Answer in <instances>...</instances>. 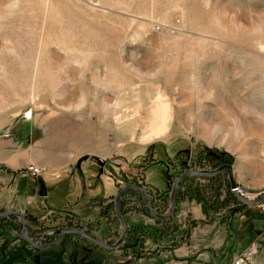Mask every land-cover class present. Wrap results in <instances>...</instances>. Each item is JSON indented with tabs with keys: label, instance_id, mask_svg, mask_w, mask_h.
Returning <instances> with one entry per match:
<instances>
[{
	"label": "rangeland",
	"instance_id": "rangeland-1",
	"mask_svg": "<svg viewBox=\"0 0 264 264\" xmlns=\"http://www.w3.org/2000/svg\"><path fill=\"white\" fill-rule=\"evenodd\" d=\"M223 164L264 189V0H0V214L45 245L11 214L0 264H221L223 218L264 219L226 172L183 180L165 219L127 190L114 250L51 231L115 244L122 188L164 214L174 179Z\"/></svg>",
	"mask_w": 264,
	"mask_h": 264
},
{
	"label": "water",
	"instance_id": "water-1",
	"mask_svg": "<svg viewBox=\"0 0 264 264\" xmlns=\"http://www.w3.org/2000/svg\"><path fill=\"white\" fill-rule=\"evenodd\" d=\"M220 172H226L229 174L231 189L235 193V195L241 200V202H243L244 204H247V205H255V204H259V203L264 202V195H262L259 199H253V200L248 199L245 196H243V193L241 191H245V192H249V193H252V192L261 193V192H264V189L260 190V191H253V190H249V189L244 188L242 185H240L237 182V180L235 178L234 167L230 164H223V165H221L215 169H208V170L192 168V169L185 170L179 177H177L176 179H174L172 181L173 185H172V190L170 193L169 209L164 214L157 213L155 211V209L153 208L152 199L148 193L147 188H145L143 186H139V185H129V186L122 188L118 192V194L115 198V209H116V213H117V215H118V217L122 223L123 231L121 233L120 238L118 239V241L115 244H108V243L104 242L102 239L92 235L91 233H88L87 227H73V226L72 227L59 228V229H55V230L51 231L52 233H58L59 234L58 240L54 244L60 242L64 234H77V235L83 236V237L91 240L92 242H94L95 244H97L103 248H106L108 250H114V249L118 248L123 242H125V240L127 238L128 225H127V221L124 217L123 210L121 207L122 200L124 199V193L127 190L136 189L138 191L143 192V194L145 195V198H146L145 206L147 207L149 214L153 218H156V219L157 218L158 219H165V218H168L173 213V211L175 209L177 196H178V192H179V184L182 180L186 179L190 175L210 177V176L217 175ZM11 214L18 215L20 218L21 224H20L19 234L23 240L29 242L35 248L45 247V245H38L37 243L33 242L30 239V237L28 236V233H27L25 217L19 211L14 210V209H9V210L5 211L4 213L0 214V220L9 217ZM54 244H52V245H54Z\"/></svg>",
	"mask_w": 264,
	"mask_h": 264
},
{
	"label": "crops",
	"instance_id": "crops-1",
	"mask_svg": "<svg viewBox=\"0 0 264 264\" xmlns=\"http://www.w3.org/2000/svg\"><path fill=\"white\" fill-rule=\"evenodd\" d=\"M139 121L144 123L141 119ZM64 167L65 165L55 169H64ZM181 204L185 206V203L182 202ZM188 206V204L185 206L183 214L187 210L191 212L192 220L202 218L201 210L198 207L192 206V204ZM183 214L181 213L182 216ZM180 221L183 222L184 219L182 218ZM194 227H192V233L196 232ZM251 244L257 246L259 263L264 264V219L252 218L243 214V212H234L229 219L223 218V222H221V242L217 247L219 250L221 249V264H230L235 256L242 253Z\"/></svg>",
	"mask_w": 264,
	"mask_h": 264
},
{
	"label": "built area",
	"instance_id": "built-area-1",
	"mask_svg": "<svg viewBox=\"0 0 264 264\" xmlns=\"http://www.w3.org/2000/svg\"><path fill=\"white\" fill-rule=\"evenodd\" d=\"M34 173L40 172V167H32ZM258 251L255 244L249 245L242 253L235 256L230 264H260L258 260Z\"/></svg>",
	"mask_w": 264,
	"mask_h": 264
},
{
	"label": "trees",
	"instance_id": "trees-1",
	"mask_svg": "<svg viewBox=\"0 0 264 264\" xmlns=\"http://www.w3.org/2000/svg\"><path fill=\"white\" fill-rule=\"evenodd\" d=\"M242 205L246 206V204H243V203H242ZM146 210H147V212H148V209H146ZM148 213H149V212H148ZM129 236H130V234H129V232H128V237H127V239L129 238ZM135 238H137V237H135ZM135 238H134V241H133V244H132V246H134V247H135V246L137 245V243H138L137 240L135 241ZM126 244H129V243H126ZM132 246H131V247H132Z\"/></svg>",
	"mask_w": 264,
	"mask_h": 264
},
{
	"label": "flooded vegetation",
	"instance_id": "flooded-vegetation-1",
	"mask_svg": "<svg viewBox=\"0 0 264 264\" xmlns=\"http://www.w3.org/2000/svg\"><path fill=\"white\" fill-rule=\"evenodd\" d=\"M220 166H221V165H220ZM187 178H188V177H187ZM184 180H185V179H184ZM169 181H171V180L168 179V182H169ZM182 181H183V180H182ZM182 181H181V182H182ZM181 182H180V184H181ZM180 184H179V191H180ZM172 185H173V184H172ZM171 190H172V189H171ZM148 193H149V192H148ZM170 193H171V192H170ZM178 194H179V192H178ZM149 195H150V194H149ZM177 197H178V196H177ZM145 199H146V198H145ZM122 201H123V200H122ZM87 232H88V233H91V232L88 231V230H87ZM127 237H128V233H127ZM126 240H127V238H126ZM126 240H125V242H126Z\"/></svg>",
	"mask_w": 264,
	"mask_h": 264
},
{
	"label": "bare ground",
	"instance_id": "bare-ground-1",
	"mask_svg": "<svg viewBox=\"0 0 264 264\" xmlns=\"http://www.w3.org/2000/svg\"><path fill=\"white\" fill-rule=\"evenodd\" d=\"M250 197H252V195Z\"/></svg>",
	"mask_w": 264,
	"mask_h": 264
}]
</instances>
